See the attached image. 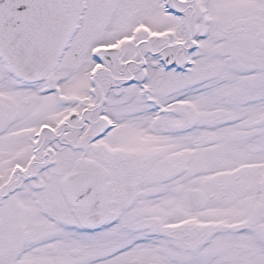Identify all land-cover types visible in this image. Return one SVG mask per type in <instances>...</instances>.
Instances as JSON below:
<instances>
[{"label": "snow or ice", "instance_id": "obj_1", "mask_svg": "<svg viewBox=\"0 0 264 264\" xmlns=\"http://www.w3.org/2000/svg\"><path fill=\"white\" fill-rule=\"evenodd\" d=\"M0 264H264V0H0Z\"/></svg>", "mask_w": 264, "mask_h": 264}]
</instances>
